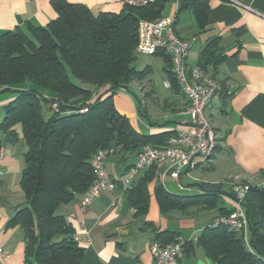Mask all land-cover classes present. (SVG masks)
<instances>
[{
	"label": "trees",
	"instance_id": "1",
	"mask_svg": "<svg viewBox=\"0 0 264 264\" xmlns=\"http://www.w3.org/2000/svg\"><path fill=\"white\" fill-rule=\"evenodd\" d=\"M168 2L157 0L142 8L123 7L119 14L94 16L81 4L58 0L53 3L56 17L45 27L27 24L25 30L16 28L0 35V94L13 96L2 107L0 128L13 131L19 127L26 149L20 179L25 203L11 219L23 232L25 264H83V250L74 241L70 224L57 210L81 197L93 184V156L99 150L112 149L113 155L136 157L143 146H166L174 134L138 133L117 112L112 100L121 91L128 93L134 83L142 90L141 84L151 83L149 66L142 70L134 67L138 23L162 18ZM207 8V0H184L179 11L190 10L198 30L203 31L208 25ZM219 45V38H210L199 57L198 66L213 79L208 69H214L225 58ZM161 56L170 66L163 69L170 88L179 92L170 60L163 53ZM150 94L145 92L143 97ZM53 103L57 104V112L49 109ZM43 106L50 111L46 118ZM83 109L86 112L80 113ZM218 150L216 140L214 153ZM155 168L146 170L126 191L136 218L147 212V184L155 176ZM226 196L232 197V193ZM154 197L162 215L213 210L223 199L212 192L174 195L162 185L155 187ZM243 205L248 245L223 226H208L197 239V245L214 264H264V187L248 186ZM221 212V216L228 215L230 207L221 208ZM176 236L157 233L154 242L166 245ZM189 252L186 243L185 253Z\"/></svg>",
	"mask_w": 264,
	"mask_h": 264
},
{
	"label": "crops",
	"instance_id": "2",
	"mask_svg": "<svg viewBox=\"0 0 264 264\" xmlns=\"http://www.w3.org/2000/svg\"><path fill=\"white\" fill-rule=\"evenodd\" d=\"M57 1L0 0V35L16 28L25 30L27 24L45 27L56 17L53 3ZM64 1L81 4L94 16L119 14L123 9L118 0ZM183 1L180 0L179 6L172 0L170 3L175 33L184 41L192 42L187 65H199L200 52L210 38L220 39L219 50L225 56L208 71L228 94H221L205 110L219 150L214 153L209 166L182 173L178 181L170 177L168 164L156 166L155 176L147 184L148 207L143 217H135L126 191L119 186L109 194H101L84 213L78 209L80 197L60 206L57 214L70 224L73 239L83 250V264H154L149 247L157 233L178 235L189 244L190 252L184 254L180 264H214L197 245V239L222 215L221 208H229L228 202L221 199L222 204L213 210L170 211L162 215L154 197L155 187L162 185L174 195L212 192L221 197L231 194L237 185L264 187V0H237L249 10L224 0H207L208 25L203 31L198 30L188 9L184 10L190 13L194 26L191 24L188 28L180 24L184 10L179 11V7ZM161 54L154 56L161 57L160 68L164 73L163 69L168 65ZM165 82L167 80L163 87L170 95L163 99L152 90L151 83L146 82L148 89L141 84L143 90L135 83L131 85L142 97L145 92L151 93L138 102L139 107L144 105L146 120L135 116L130 123L138 133H173L189 120L184 114L187 100L180 92L165 87ZM117 95L131 100L136 114L134 97L125 91ZM12 99L11 94H0V108ZM117 100L123 103L122 99ZM3 118L0 109V125ZM0 147L5 154L0 163V250L6 252L4 256L0 254V264H25L23 232L17 224L11 223L15 211L25 203L20 179L26 149L19 127H14L13 131L0 128ZM134 159L135 155H111L104 160V167L113 179H118ZM146 172L137 175L132 187ZM250 214L254 217L252 208ZM162 239L164 241L165 236Z\"/></svg>",
	"mask_w": 264,
	"mask_h": 264
},
{
	"label": "built area",
	"instance_id": "3",
	"mask_svg": "<svg viewBox=\"0 0 264 264\" xmlns=\"http://www.w3.org/2000/svg\"><path fill=\"white\" fill-rule=\"evenodd\" d=\"M123 7L142 8L157 0H118ZM179 6L180 0H172ZM225 2L243 7L237 0ZM174 17H162L155 21L141 20L138 23L136 54L153 56L163 53L170 60L173 77L179 87V92L185 97L188 106L184 112L189 120L183 122L167 141L164 147L149 145L140 148L133 163L118 179H113L104 167V160L114 154L112 149L99 150L91 160L95 180L83 193L78 202V209L84 213L91 203L101 194L111 193L117 186L124 191L132 188L137 175L152 167L168 164L170 177L178 181L182 173L190 172L198 167H207L211 163L216 146L215 132L205 116L209 104L227 91L199 66L189 67L187 57L192 42L181 39L174 30ZM164 86L170 88L169 82ZM57 104L49 109L57 112ZM86 112V109L80 113ZM4 150L0 147V163L4 159ZM248 192V186L237 185L233 188L232 197H222L230 207V213L220 216L210 226H223L237 233L248 245V221L243 205ZM73 217V215H72ZM186 242L176 236L171 243L162 245L151 243L149 251L154 264H180L185 254ZM1 255L6 252L0 250Z\"/></svg>",
	"mask_w": 264,
	"mask_h": 264
},
{
	"label": "rangeland",
	"instance_id": "4",
	"mask_svg": "<svg viewBox=\"0 0 264 264\" xmlns=\"http://www.w3.org/2000/svg\"><path fill=\"white\" fill-rule=\"evenodd\" d=\"M171 3L168 2L165 5V8L162 12V17H169L171 16ZM180 24L184 27H191L192 24V17L190 15V13L188 11H182L181 15H180ZM194 26V24H192ZM190 26V27H189ZM161 63H162V59L159 56H141V55H137L134 67L137 70H142L144 69L146 66H149L152 70V74L150 76V80H151V84H152V90L158 95V97L160 99L165 98L167 95H170V92L168 90H166L163 87V82L167 80L166 75L162 72L161 67ZM71 81L74 84L79 85V82L76 81L75 79H73L72 77H70ZM146 86H144V88L148 89V84L145 82L144 83ZM128 93L134 97V99L136 100V105H135V110H136V114L134 112V108H133V104L131 100H127L125 98L119 97L117 94L113 96L112 100H113V104L117 110V112L119 114H121L122 116H124L130 123L134 120L135 116L136 118H139L140 120L143 119L144 121L146 120L144 118L143 115V106L139 107L138 106V102H142L143 97L142 95H140L141 93L139 92V90L134 87V86H129L128 87ZM96 96V95H95ZM94 96V97H95ZM117 98L122 99L123 103H120ZM122 105V106H121ZM139 108V112L137 111ZM2 109V108H0ZM42 115L44 118L48 117V115H50V111L46 108V106H43L42 109ZM134 115V116H133ZM147 122V121H146ZM146 135V134H144ZM180 196L182 195H191V194H179Z\"/></svg>",
	"mask_w": 264,
	"mask_h": 264
}]
</instances>
